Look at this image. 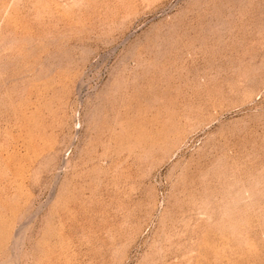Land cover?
<instances>
[{
    "label": "rangeland",
    "instance_id": "1",
    "mask_svg": "<svg viewBox=\"0 0 264 264\" xmlns=\"http://www.w3.org/2000/svg\"><path fill=\"white\" fill-rule=\"evenodd\" d=\"M0 264H264V0H0Z\"/></svg>",
    "mask_w": 264,
    "mask_h": 264
}]
</instances>
